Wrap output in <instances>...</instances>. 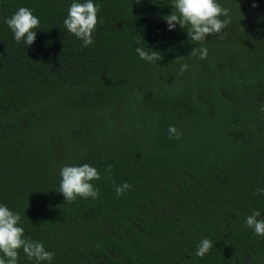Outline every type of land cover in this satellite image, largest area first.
Here are the masks:
<instances>
[{"label":"trees","instance_id":"1","mask_svg":"<svg viewBox=\"0 0 264 264\" xmlns=\"http://www.w3.org/2000/svg\"><path fill=\"white\" fill-rule=\"evenodd\" d=\"M72 2L0 0V204L55 254L21 248L18 264H264L246 226L264 220V0H217L231 23L201 43L168 30L172 0H93L88 47L64 26ZM20 7L40 20L31 46L5 23ZM137 38L163 59L142 60ZM85 163L99 197L67 203L60 169Z\"/></svg>","mask_w":264,"mask_h":264},{"label":"clouds","instance_id":"2","mask_svg":"<svg viewBox=\"0 0 264 264\" xmlns=\"http://www.w3.org/2000/svg\"><path fill=\"white\" fill-rule=\"evenodd\" d=\"M252 7H257L255 0ZM171 8L174 10L161 17L167 23L168 30H174L179 25L181 29H186L188 38L197 43L205 41L209 36L221 34L231 23L230 10L222 7L217 0H172ZM99 11V6L93 0H83V2L73 0L68 8V15L63 21L64 26L68 32L82 41L83 47L94 44L93 33L98 22L103 23L102 20H98ZM5 23L14 33V39L17 42L23 41L28 46L34 43L36 39L34 29L39 28L40 20L31 9L20 7L10 18L5 19ZM135 43L137 45L135 51L142 60L157 63L163 59L159 51L150 48L146 50L142 39H135ZM189 54H198L200 60H205L208 49L193 48ZM182 58V56L176 58V62L180 63ZM188 68L187 63H181L179 74L182 75ZM168 131L173 137L180 138L175 125H170ZM107 171L111 172V166ZM59 175L61 177L59 192L63 194L67 203H72L77 197L85 199L99 197V188L91 183L93 180L100 179V173L95 167L87 163L80 166L65 165L60 169ZM130 188L131 185L127 182L116 185L117 198ZM255 194H264V188H258ZM260 215V211L256 210L247 216L246 226L254 229L256 235L264 236V220L257 219ZM20 223L21 216L18 212L12 211L7 205L0 204V253L7 258L0 257V264H18V250L21 248L29 259L34 258L37 262H51L55 254L47 251L42 242L25 237V230L19 226ZM212 247L213 242L205 238L197 246L195 254L198 257H204Z\"/></svg>","mask_w":264,"mask_h":264}]
</instances>
